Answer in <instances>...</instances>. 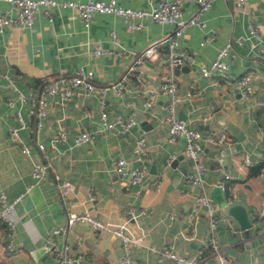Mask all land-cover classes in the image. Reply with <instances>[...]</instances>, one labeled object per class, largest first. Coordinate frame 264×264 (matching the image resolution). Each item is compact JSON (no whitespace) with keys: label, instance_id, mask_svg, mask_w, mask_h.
<instances>
[{"label":"crops","instance_id":"1","mask_svg":"<svg viewBox=\"0 0 264 264\" xmlns=\"http://www.w3.org/2000/svg\"><path fill=\"white\" fill-rule=\"evenodd\" d=\"M117 1L150 7L156 0ZM180 1L184 16L196 8L195 0ZM232 3L233 0H214L204 11L206 29L215 31L203 43L200 40L206 29L187 27L180 49L192 53L193 63H181L172 70L181 95L176 113L203 134L221 127L227 132L226 141L203 144V188L185 177L190 161L182 153L183 139L170 137L165 120L168 97L155 93L168 70L166 44H159L156 59L144 61L132 71L125 91L118 94L110 86L134 63L145 45L168 33L171 24L144 18L142 28L131 31L125 29L120 15L95 12L85 26L74 8L57 4L51 7V19L39 11L31 26H6L0 31V188L9 198L21 193L12 213L16 221L13 252L1 250L5 231L0 222V264H59L57 256L47 249L46 237L52 227L65 221L68 208L87 209L99 219L122 223L139 238L130 249V257L137 264H178L170 258L158 259L156 251L147 244H171L180 253L200 254L205 264H215L208 245L210 230L204 209L200 208L193 218L187 215L200 191L218 205L215 234L228 262L264 264V49L259 51L243 38L249 20L264 38V0H247L244 11L234 10ZM1 5L11 6L6 1H1ZM112 28L115 36L110 34ZM227 42V76L218 70L210 76L201 74L200 67ZM95 43L114 52L95 54ZM79 66L91 72L96 84L107 87L90 93L75 89L66 99L57 93L46 95L47 114L37 129L36 117L30 111L34 100L28 97L29 91L43 80L72 73ZM245 72L253 87L247 99L241 96L236 82V77ZM190 83L199 88L198 93L185 94ZM145 97L151 99L148 106L143 104ZM101 100L110 115L132 114L136 122L124 132L99 128ZM17 111L25 122L20 137L31 146L28 155L21 151L17 140L8 137L9 126L17 121ZM59 126L66 134L53 140ZM82 128L94 129L93 137L74 143L75 134ZM139 135L145 137L148 159L134 157ZM35 139L42 140L53 157V170L38 180L31 174L32 162L40 159L33 145ZM171 154L176 156L168 161ZM244 154L250 164L243 163ZM118 157H125L128 166L144 165L142 179L132 182L116 172ZM53 172L74 182L65 201L52 180ZM225 173L231 176L226 178ZM90 194L95 198L90 200ZM228 203L242 205L236 210L247 215L249 224L244 226L227 212ZM56 238L59 243L65 238L73 249L83 253L74 264H120L121 240L88 223H74Z\"/></svg>","mask_w":264,"mask_h":264},{"label":"built area","instance_id":"2","mask_svg":"<svg viewBox=\"0 0 264 264\" xmlns=\"http://www.w3.org/2000/svg\"><path fill=\"white\" fill-rule=\"evenodd\" d=\"M1 1H6L11 6L3 7ZM196 8L188 15L182 14V3L180 0H156L150 7H136L124 5L117 0H0V31L10 26L12 28L29 27L34 23L35 15L39 11H43L45 15L51 19V7L53 5L69 6L74 8L85 26H88L94 17L95 12H111L120 15L125 23L126 30H137L143 26V19L149 18L158 23H169L171 29L168 33L157 41H153L145 45L137 54L134 63L128 65L116 81L110 86L118 94H121L126 89L127 82L130 79L132 71L144 61H152L158 56V46L164 42L167 46V72L164 74L162 81L155 89V93L162 92L168 97L166 103L165 120L168 124L170 137H180L183 139L182 153L189 159L190 166L186 172L187 180L201 186L203 188V173L206 169L205 163L201 160V152L205 142L220 144L227 139L225 128L221 127L216 132L203 134L199 129L189 126L185 119L176 113L177 105L181 95L178 86L175 82L172 70L181 63L191 65L193 63V55L187 50L180 49L182 38L189 25H197L202 29H206V20L203 17L205 10L210 8L214 0H195ZM247 0H233L232 8L234 10H245ZM13 11H12V9ZM214 29H206V35L200 40L203 43L205 40L213 37ZM110 34L115 36V30L112 28ZM243 38H247L252 46L257 47L259 51H263V40L258 27L249 20L247 22V33ZM238 41L240 39H237ZM241 41V40H240ZM114 49L102 47L99 43H95L93 52L105 53ZM230 42L221 46L211 60L200 67V72L203 75L210 76L214 70H218L221 75L227 76V62L225 56L229 54ZM122 53L120 49L117 51ZM236 82L239 86L241 96L247 99L252 92V84L248 72L240 74L236 77ZM107 86L98 85L92 80V74L83 66L77 67L72 73L59 74L43 80L42 83L34 90L29 91L28 97L33 101L30 111L36 117V128L39 129L43 123V119L47 114V99L46 95L57 93L61 99L68 98L75 89H82L86 93L94 90L103 91ZM199 92V88L190 83L186 90L187 95ZM24 98V95H22ZM151 99L145 97L143 104L148 106ZM16 123L9 126L8 137L15 139L19 143L20 149L24 154L30 153V144L20 137V129L25 126L24 119L19 111L16 112ZM99 128L103 130L113 129L117 132H124L130 128L136 119L132 114L115 113L110 115L106 109L105 101L101 100V106L98 115ZM94 129L82 128L74 136V143L90 140L94 135ZM65 129L61 126L57 127L53 133V140L63 138ZM34 147L40 154V159L32 162L31 174L35 180L44 178L53 170L52 155L46 150L45 144L40 139H35ZM134 157L136 159H148L149 154L145 147V137L139 135L135 139L133 148ZM175 154L168 157V161L175 158ZM242 161L244 164H250L251 161L247 154H244ZM114 169L121 175H125L130 181H140L146 172V167L142 164L128 166V161L125 157H118L114 164ZM224 176L229 178L231 175L225 173ZM52 180L57 186V191L65 201L68 193L72 191L74 182L71 180L62 179L56 172L52 173ZM21 197V193L9 198L6 192L0 188V222L4 226L5 242L1 243L3 252H13L15 250L14 232L16 221L12 213L14 211L15 202ZM95 195L90 194L89 199H94ZM203 208L207 218L210 230L208 237V245L215 260V264H230L227 256L221 245L218 243L215 228L217 225V209L218 205L204 192H197L194 196L192 206L187 212L188 217H195L197 211ZM77 222L88 223L93 229L102 230L117 236L122 243V253L119 257L120 264H137V261L130 257L131 247L139 242V238L128 232L122 223H114L104 221L95 217L89 210H74L68 208L66 210L65 221L61 224L52 227L46 237V245L49 253H54L58 258L59 264H74L83 257L80 250H75L72 244L65 238L58 242L57 235H64L67 230ZM79 241V240H77ZM151 251H156L157 258H170L178 264H205L200 254L186 255L176 251L171 244H163L156 247L153 244H147Z\"/></svg>","mask_w":264,"mask_h":264},{"label":"water","instance_id":"3","mask_svg":"<svg viewBox=\"0 0 264 264\" xmlns=\"http://www.w3.org/2000/svg\"><path fill=\"white\" fill-rule=\"evenodd\" d=\"M225 121V120H224ZM226 122V121H225ZM230 122V121H229ZM230 126V123H229ZM218 188V187H217ZM242 205L238 204V203H228L226 205V211L235 215L237 218H239L240 222L246 226L247 224H249L250 221H248V219L246 218V216L244 217L243 214H241L240 212H237L236 208L238 207V209H240ZM243 212H244V208H243Z\"/></svg>","mask_w":264,"mask_h":264}]
</instances>
